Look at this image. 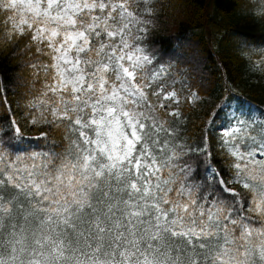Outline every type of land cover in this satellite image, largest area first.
<instances>
[{
  "label": "snow or ice",
  "instance_id": "1",
  "mask_svg": "<svg viewBox=\"0 0 264 264\" xmlns=\"http://www.w3.org/2000/svg\"><path fill=\"white\" fill-rule=\"evenodd\" d=\"M157 15L0 0L30 73L0 92V264H264V111L226 88L192 141L201 97L152 45ZM239 51L264 71V47Z\"/></svg>",
  "mask_w": 264,
  "mask_h": 264
},
{
  "label": "trees",
  "instance_id": "2",
  "mask_svg": "<svg viewBox=\"0 0 264 264\" xmlns=\"http://www.w3.org/2000/svg\"><path fill=\"white\" fill-rule=\"evenodd\" d=\"M156 27L150 40L159 58L171 62L183 74L201 99L212 102L225 89L234 102L248 101L264 111V71L253 66L239 51V45L264 47V17L259 15L261 0H155ZM0 36V92L10 100L19 96L30 73L23 46L17 51ZM256 58H254L255 60ZM207 111L191 105L185 108L190 139L195 141ZM4 111L0 108V122ZM35 132L25 130L33 144Z\"/></svg>",
  "mask_w": 264,
  "mask_h": 264
},
{
  "label": "rangeland",
  "instance_id": "3",
  "mask_svg": "<svg viewBox=\"0 0 264 264\" xmlns=\"http://www.w3.org/2000/svg\"><path fill=\"white\" fill-rule=\"evenodd\" d=\"M211 104L212 102L210 100L203 101L200 99V101L194 107L197 108L198 110L209 111L211 108Z\"/></svg>",
  "mask_w": 264,
  "mask_h": 264
}]
</instances>
